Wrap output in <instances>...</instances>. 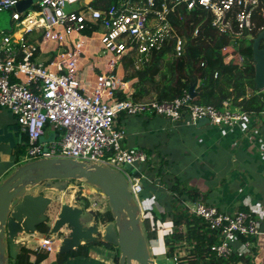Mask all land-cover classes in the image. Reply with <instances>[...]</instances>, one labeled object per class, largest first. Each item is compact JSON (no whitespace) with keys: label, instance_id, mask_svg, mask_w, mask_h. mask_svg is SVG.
Returning a JSON list of instances; mask_svg holds the SVG:
<instances>
[{"label":"built area","instance_id":"1","mask_svg":"<svg viewBox=\"0 0 264 264\" xmlns=\"http://www.w3.org/2000/svg\"><path fill=\"white\" fill-rule=\"evenodd\" d=\"M21 1L0 0V13H10L13 23L10 32L0 31V106L11 111L21 134L28 136L21 164L60 158L111 167L126 176L130 193L144 210L151 157L141 148L126 146L127 133L119 126L122 114L160 117L174 127H193L206 120L211 125L233 128L251 121L253 113L234 107L232 100L223 102L222 108L199 105L192 102L188 92L171 102L156 98L134 101L116 67L130 57L135 59L136 68H142L155 52L167 46L173 47L175 58H181L185 41L173 18L182 22L198 8L208 13L219 34L241 37L257 28V17L264 19V0H116L104 7L92 5L100 0H39L22 13L17 10ZM33 34L41 41L31 40ZM198 35L196 29L192 36ZM83 39L98 40L101 51L112 56L107 70L96 76L92 92L83 85V69L79 67L86 57ZM41 44L54 46L50 53L55 57L49 65L37 61ZM235 59L236 54L230 52L224 62L230 64ZM239 59L242 64L243 58ZM202 67L207 68V63ZM48 127L55 139L41 143ZM128 165L136 173L128 171ZM186 209L189 215L203 220L209 235L216 238L214 244L202 249L219 260L233 257V243L238 238L250 240L260 235L255 211L225 213L204 202L188 204ZM175 227L169 235L175 234ZM179 229L182 234L187 232L186 226ZM61 243L60 235L49 233L40 239L36 250L54 254ZM196 244L185 239L173 243V263L185 264L184 258L191 256Z\"/></svg>","mask_w":264,"mask_h":264},{"label":"crops","instance_id":"2","mask_svg":"<svg viewBox=\"0 0 264 264\" xmlns=\"http://www.w3.org/2000/svg\"><path fill=\"white\" fill-rule=\"evenodd\" d=\"M100 3L103 7L107 6V2H105L106 4ZM94 4L96 2L92 3L93 6ZM31 40L39 42L41 38L38 34H33ZM83 42L86 46V57L80 60L79 67L83 69V85L89 92H92L96 76L107 70V63L112 59V56L106 55L105 60L107 62H105L104 58L98 56L101 50L98 40L83 39ZM53 49L54 46L51 44H41L36 55L38 63L49 65L52 61ZM116 72L127 92L130 95L134 94V84L138 81L136 82V79L127 82L124 80L126 72L123 63L116 67ZM4 126L17 129L22 135L15 116L7 108L0 106V128ZM119 126L124 128L127 133L126 146L141 148L147 150L148 153L150 152V161L155 168L160 169L156 171L154 180L150 184L155 188H146L143 195L149 203L146 212L147 220L144 223L146 230L144 231L147 234L150 247H154L156 233L163 231L162 227L166 231L176 224L172 218L174 215L172 212L177 211L175 210L177 207L184 205L187 211L186 205L204 202L225 213L234 214L238 211L249 210L257 212L260 235L250 240L238 238L233 243V257L228 261L230 264H264V114L253 113L250 122L233 128L211 125L206 120H202L193 127H174L160 117L143 118L138 116L125 117L124 119L121 117ZM176 129H180V131ZM169 130H174V134H169ZM160 133L167 139L170 136L176 137L179 145L182 141L185 147H183L182 153L178 155L173 152L161 155L159 148L163 139L162 136L160 137ZM52 134L55 135L51 127H48L44 136L45 139L48 140ZM22 145L23 142L19 143L17 148ZM16 149H12L9 145H0V182L2 177L22 162L19 164L16 162ZM174 164H178V168H175ZM172 176L174 181L167 180ZM174 183L177 185L176 190L173 189ZM49 190L60 191L62 194L61 196L55 192H50L58 196L55 199L51 195L39 192V194L53 200L52 210L55 212H58L63 203L83 209L74 199H66L63 188L51 187ZM189 193L197 196L195 202L180 201L187 199L186 194ZM98 209L94 204H90L87 212L96 213V218H98V212L104 214ZM149 211H153V213ZM162 217H166L168 221L163 222ZM94 221L93 218L87 219L88 225H92ZM147 222L149 226H147ZM47 224L51 226L50 221ZM157 225L160 226L159 230H157ZM176 229L179 228L176 226ZM150 231L154 233L151 237H149ZM170 231H167L166 238ZM64 232L67 234L69 231L66 229ZM44 236L45 234L39 232L21 234L16 238V242L17 244H24L23 247L36 250L40 239ZM58 253L59 250L57 253L50 254L48 259L41 264H57ZM117 257L120 259L117 248L95 246L91 248L89 257H72L65 264H118ZM152 258L157 264L153 255ZM170 259L172 260V258ZM207 260H209L208 264H211L212 261Z\"/></svg>","mask_w":264,"mask_h":264},{"label":"trees","instance_id":"3","mask_svg":"<svg viewBox=\"0 0 264 264\" xmlns=\"http://www.w3.org/2000/svg\"><path fill=\"white\" fill-rule=\"evenodd\" d=\"M99 1V0H98ZM116 0H100L107 2V5ZM158 1V0H157ZM94 4V7H101V3ZM106 4V3H105ZM257 28L252 32H245L238 37L232 34H219L211 25V18L205 11L200 8L188 15L184 21L179 22L177 18H173L174 25L180 30V34L184 37V54L181 58L173 56V47L167 46L164 49L155 52L151 56L148 63L142 65L140 70H134L135 59L127 57L123 60L126 72L125 81L135 80V93L132 95L134 101H143L156 98L160 102H171L182 97L185 93H189L191 87L195 86L196 96L192 100L193 103L199 105H213L222 108L223 102L232 100L234 107L248 113H261L264 111V92L257 90L255 79V65L253 59V42L248 38L250 35L257 37L261 34L260 30L264 28V19L256 18ZM199 30V35L193 37L195 30ZM87 34L91 31L87 30ZM264 48V41L262 42ZM227 49V51H225ZM236 54V59L230 64H225V54ZM55 54L52 55L54 59ZM237 57H242V64L239 63ZM207 63V68L202 67V63ZM217 73V77H215ZM200 83V84H199ZM123 99L124 95L120 94ZM151 96V97H150ZM150 97V98H149ZM23 145L15 150L16 162L19 164L27 153L28 136L22 134ZM23 146L25 148H23ZM19 147V146H18ZM150 155V152L148 153ZM150 162L149 165H151ZM149 170V177L156 174V170ZM159 173V171H158ZM145 185H150L151 182ZM177 185H174L176 190ZM146 189V187H145ZM145 192V190H144ZM183 192V191H182ZM184 193V192H183ZM144 195V193H143ZM187 199L180 201L195 202L197 196L186 194ZM144 197V196H143ZM87 206L86 209H89ZM183 209V210H182ZM181 210L173 211V220L177 228L186 226V235L179 232L170 237L167 236L166 246L169 248L168 257L172 258L176 247L173 243L185 239L189 244L196 241V248L191 251L190 257L184 258L185 264H230L227 260H219L215 255L206 252L202 246L209 244L210 246L216 242L213 234L206 229V225L200 218L191 216L183 207ZM99 218L111 220L110 211L101 214L97 213ZM163 217L162 219H165ZM50 226L47 224L39 228V233L48 234ZM149 237L153 236L150 231ZM242 240H246L245 238ZM173 241V242H172ZM103 246L105 248H114L110 244L103 242L89 243L80 246L77 250L69 254L57 255V264H65L72 257H89L92 247ZM49 254L43 251L32 250L22 247L14 261V264H41L47 260ZM119 264V257H117Z\"/></svg>","mask_w":264,"mask_h":264},{"label":"water","instance_id":"4","mask_svg":"<svg viewBox=\"0 0 264 264\" xmlns=\"http://www.w3.org/2000/svg\"><path fill=\"white\" fill-rule=\"evenodd\" d=\"M39 0H22L17 10L25 12ZM252 42L255 65V85L264 92V31L257 37H248ZM190 96L195 98V86L191 87ZM55 135L41 143H50ZM22 142V135L9 126L0 128V145H9L16 149ZM128 171L135 172L131 166ZM68 180L85 181L88 185L107 197L111 220L104 217L88 225L83 219L84 210L63 203L50 226V234L60 235L62 243L59 253L69 254L80 246L103 242L117 248L120 253L119 264H155L149 240L144 229V210L134 200L129 191L126 176L111 167L88 165L72 159H44L19 164L13 174L0 183V264H9L15 260L24 244H17L16 238L21 234H34L39 228L49 223L53 200L32 189L50 183ZM53 216V215H52ZM96 218V219H95ZM48 225V224H47ZM67 229V234L64 232Z\"/></svg>","mask_w":264,"mask_h":264},{"label":"rangeland","instance_id":"5","mask_svg":"<svg viewBox=\"0 0 264 264\" xmlns=\"http://www.w3.org/2000/svg\"><path fill=\"white\" fill-rule=\"evenodd\" d=\"M12 27H13V23H12V18H11L10 13H8V12L0 13V31L10 32L12 30ZM94 45L96 46V44H94ZM98 56L101 57V58H104V60H105L106 52L100 50ZM226 58H228V55H227ZM237 58H238L239 63H240L241 61H240L239 57H237ZM105 62H107V60H105ZM121 63H123V61ZM135 68H136V66H135ZM140 69H141V66H138L134 70H140ZM137 81L138 80L136 79V82ZM135 84H134V86H135ZM125 117H132V116H127L126 114H122V119H124ZM176 130L180 131V129H176ZM174 132H175L174 130H169L168 133L169 134H174ZM164 134L167 135L166 133H164ZM160 137L163 139V142H162V144H161V146L159 148V152L161 153V155H165L166 153L168 154V153H173V152L177 153L178 155H180L182 153L183 149L185 148L183 146L182 141H180L182 146L177 144L178 141H177L176 137L170 136L167 139L164 135H162V133H160ZM23 148H25V147L23 146ZM143 150L146 153H148L147 150H145V149H143ZM170 165H173V164H170ZM151 166H152L150 168V172L151 173H152V170H156V171L160 170L158 168H155V166H153V164H151ZM174 166H175V168H178L179 165L178 164H176V165L174 164ZM15 168L12 171H10V173H8L6 176L2 177V180H1L0 183L4 182L8 178H10V176L13 174ZM150 179H151V182H152L154 180V176L151 177ZM167 180H169L170 182H171V180L174 181L173 176L170 177V178H167ZM145 182H146V184L149 183L148 180L145 181ZM49 186H51L53 188H57V189L63 188V190H64V192L66 194V199H71L72 198L79 205H81L83 207V210H84V216H83L84 220H87V219L90 220L92 218L94 219V215L90 214V212H87L88 209H86L87 206H90V204H94L96 208L101 209V211L104 212V213H106V212H108L110 210L109 202H108L107 197H105L102 194V192L97 191L96 188L88 185L85 181L68 180V181H61V182H53V183H50ZM145 187L146 188H152V189L155 188V186L152 187V185H149V184L145 185ZM49 189H51V188H48V185L45 184V186H41L40 185V186L32 189L31 192H33V193L43 192L44 194H48V195L53 196L55 199L58 198V196H56V194L62 196L60 191H50ZM50 192H55L56 194L55 193H50ZM173 198H176V197L173 196ZM146 200H147V198H146ZM146 200L144 202V208L147 211L149 203ZM183 207H184V205L179 206L177 208L178 209L180 208V210H181ZM93 208H94V206H93ZM149 212L153 213V211H149ZM53 214H54V211H52V213L50 215H53ZM56 215H57V212H55V215L49 217L50 218L49 221H50L51 224L54 222V219H55ZM166 220H167L166 218L162 219L163 222L164 221L166 222ZM147 226H149L148 222H147ZM159 229H160V226L157 225V230H159ZM170 230H172V228H168L166 231H159V233H156V236H155L156 237V243H155L154 247H150L151 255H153V257L156 259L157 264H174L173 261L168 257V253H167L170 247L168 248L166 246V240H167L166 234H167V231H170ZM179 230L180 229H176L175 233L178 234ZM185 231H186V229H185ZM186 233H183V234L186 235ZM45 235H47V234H45ZM170 237H172V236L170 235ZM13 262L14 261L11 260V264H14Z\"/></svg>","mask_w":264,"mask_h":264},{"label":"flooded vegetation","instance_id":"6","mask_svg":"<svg viewBox=\"0 0 264 264\" xmlns=\"http://www.w3.org/2000/svg\"><path fill=\"white\" fill-rule=\"evenodd\" d=\"M45 184H46V183H45ZM45 184H42L41 186H45ZM41 193H43V192H41ZM97 219H99V217H98Z\"/></svg>","mask_w":264,"mask_h":264}]
</instances>
